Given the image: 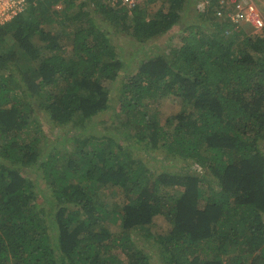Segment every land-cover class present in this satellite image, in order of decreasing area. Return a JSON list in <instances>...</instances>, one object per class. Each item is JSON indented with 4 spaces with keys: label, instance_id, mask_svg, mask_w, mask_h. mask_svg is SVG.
I'll return each mask as SVG.
<instances>
[{
    "label": "trees",
    "instance_id": "obj_1",
    "mask_svg": "<svg viewBox=\"0 0 264 264\" xmlns=\"http://www.w3.org/2000/svg\"><path fill=\"white\" fill-rule=\"evenodd\" d=\"M27 1L0 25V264H264V27L236 30L195 0ZM192 4L177 42L125 61L118 35L144 44ZM170 97L179 112L155 110ZM51 127L72 147L49 146ZM152 149L202 170L155 175ZM157 216L168 228L152 233Z\"/></svg>",
    "mask_w": 264,
    "mask_h": 264
},
{
    "label": "rangeland",
    "instance_id": "obj_2",
    "mask_svg": "<svg viewBox=\"0 0 264 264\" xmlns=\"http://www.w3.org/2000/svg\"><path fill=\"white\" fill-rule=\"evenodd\" d=\"M149 6H151L153 9H158L160 6V1L157 0L156 2H150ZM192 6L193 4L183 9L181 17L179 21L176 23V25L173 27V29H171L166 34H162L159 37H154L149 39L144 44H139V43L136 44L137 42L131 41L129 37L125 36L124 34L118 35L119 48L120 51H122L126 57L125 61H127L129 58V60H132L133 65L137 64L139 57L148 56L149 52L151 53L157 51L164 52V49L170 47V45H172L174 41L177 42V40L175 39L172 40L173 36L175 34H179L180 29L185 24L184 22L189 20L193 15H195V11L192 8ZM131 69H132L131 67L126 66V68L122 70L119 78L116 81L108 82V86L110 87L111 92H115L116 88H118V86L120 85L122 75L132 72ZM154 108L155 110H158L160 114L170 115L179 112L181 110V104L178 99H174L173 97H170L160 100L159 103L155 104ZM107 117L108 115L106 114L104 116H101V119L104 120ZM92 123H94V121H92ZM101 127L102 126L100 124L97 125L98 129H100ZM97 128L94 127L93 132H95ZM89 130L87 129V131ZM47 132L50 143L49 146H51L52 148L66 149L68 147H72L73 142L71 141V139H68L71 134L67 135L63 133V131H60L55 127H51L50 129H48ZM69 133H71V131H69ZM140 157L145 160L146 164L150 167L152 172L155 173V175L162 171L173 172V171H178V170L181 171L187 169L189 171L194 170L200 172L202 170V168L199 165H197L191 160L182 161L180 159L177 160L172 156L169 157L166 156L161 149H152L149 150L147 153L141 152ZM177 168L178 170H176ZM31 171L30 173L27 174L35 181V178L38 175L35 174L36 171H34V169L32 172ZM26 172H28V170H26ZM202 181L205 184H207L208 182L207 178L205 177L202 178ZM37 185H38L37 190L39 191V193L34 198V201L35 203H37L38 209H40L42 213L51 214V212L54 210V207H56V204H53V202L51 201L50 193L47 191V188L42 184L41 180L38 181ZM113 194H116L115 191H112V194H108V196L106 197L107 198L106 200L109 201L110 203H113L115 201V198L120 197L119 194H117L116 196H114ZM154 222L155 223L150 226V231L152 233H160L164 230H167L168 226L162 216H157L154 219ZM109 225L113 232L117 233L119 231V226L117 224L110 223ZM133 239L135 244L138 245L140 248H143L145 251L149 252L150 250H153L154 245L152 238L150 236L148 238L144 237L143 231L137 233L136 235L134 234Z\"/></svg>",
    "mask_w": 264,
    "mask_h": 264
},
{
    "label": "built area",
    "instance_id": "obj_3",
    "mask_svg": "<svg viewBox=\"0 0 264 264\" xmlns=\"http://www.w3.org/2000/svg\"><path fill=\"white\" fill-rule=\"evenodd\" d=\"M129 9L142 4L144 0H109ZM27 0H0V25L26 9ZM210 8L218 17L230 21L236 30L244 24L256 29L264 27V0H195V9L204 13ZM227 33V32H226Z\"/></svg>",
    "mask_w": 264,
    "mask_h": 264
}]
</instances>
